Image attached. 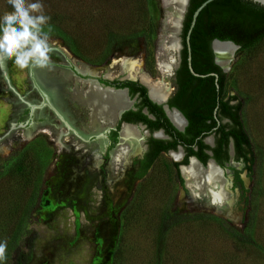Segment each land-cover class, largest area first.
I'll return each mask as SVG.
<instances>
[{"label":"rangeland","instance_id":"374dc122","mask_svg":"<svg viewBox=\"0 0 264 264\" xmlns=\"http://www.w3.org/2000/svg\"><path fill=\"white\" fill-rule=\"evenodd\" d=\"M162 1L42 0L51 17L49 61L73 54L97 65L109 59L122 70L130 60L160 76L159 55L173 50L165 48ZM6 11L0 0V14ZM233 58L224 94L242 102L255 162L252 180L245 178L247 201L229 206L224 218L188 201L167 156L139 182L126 166L99 168L71 137L46 131L31 69L0 65L6 264H264V36Z\"/></svg>","mask_w":264,"mask_h":264},{"label":"flooded vegetation","instance_id":"af4514ba","mask_svg":"<svg viewBox=\"0 0 264 264\" xmlns=\"http://www.w3.org/2000/svg\"><path fill=\"white\" fill-rule=\"evenodd\" d=\"M182 33L183 30L180 34L183 47L179 49L180 51L170 52V57L174 58L170 73H163L157 65L160 71L158 76L157 73L147 71L144 63L143 65L140 63L141 73L168 88L160 99L152 96L148 84L139 77L141 73L129 76L128 70L123 69L122 64L120 70V63L113 67L109 59L97 65L69 54L63 60L49 61L45 68L54 70L55 73L65 72L71 79L70 89L76 86L82 92H86L94 88L101 95L110 111L106 119H100L99 123L103 124V127L99 129L92 128L90 109L86 103L75 98H69L63 104L59 103L58 98L50 100L37 81L35 70L39 67L31 68L32 77L41 89L44 101L41 104V107H44L41 118L47 132L61 134L60 139L63 137V140L71 137L78 149L82 148L91 154L92 161L98 160L99 168L103 166L106 170L113 171L116 168L123 170L126 166L132 170V177L138 182L148 176L160 157L167 156L174 172V179L190 202L204 205L201 202H204L205 196H195L191 192L183 169L194 163L200 171L206 172L209 166L213 165L217 168L231 198L229 206L234 208L236 204L240 205L248 199L249 181L247 183L245 178L252 180V167L255 162L253 148L249 149L244 143L243 154L238 145L236 134L241 130L239 123H244L241 117L242 110H237L241 100L235 93L227 96L224 94L228 71H224L221 63L216 60L212 50L213 39L209 44V50L207 47L208 51L199 55L196 65L207 70L215 69L217 66L220 70L201 73L195 70L191 60V65L198 74L195 75L190 70L188 57L189 71L182 70V66L185 67ZM240 49L239 47L238 50ZM210 50L212 56L209 55ZM208 76H213V79H207ZM224 77L225 87L221 92L220 86ZM112 95L117 98L115 106H112ZM225 101L231 106L228 111L223 108L222 102ZM172 115H175L177 120L173 119ZM50 118L54 119V122L50 121ZM124 128L135 130L138 151L118 157L114 152L122 142ZM226 208L228 211L227 206L222 208L223 213L226 212ZM214 211L219 217L227 216L215 208Z\"/></svg>","mask_w":264,"mask_h":264},{"label":"bare ground","instance_id":"6f19581e","mask_svg":"<svg viewBox=\"0 0 264 264\" xmlns=\"http://www.w3.org/2000/svg\"><path fill=\"white\" fill-rule=\"evenodd\" d=\"M163 3L166 6L173 7L170 11H168L170 28L167 37H165L168 38V44L164 46L167 49L169 46L173 50H179L180 42L178 38V31L181 22V12H178L181 9L183 0H163ZM214 48L217 53L219 63H221L224 68H227L230 65V60H232L235 53L234 48L228 43L219 42L214 44ZM173 50L168 51L171 52ZM161 53L162 54L159 55V67L163 73H170L171 66L174 63V58L170 57L169 53L166 55V52L164 51ZM228 57L229 62L227 60ZM122 66L123 69L128 70L129 76H135L141 73L139 62L124 60ZM35 71L37 81L44 89L50 100L58 98L59 103L63 104L67 99L75 98L77 101L84 102L90 109V121L92 128L99 129L103 125L99 123L100 119H106V116L109 115L110 108L105 106L103 98L96 89L91 88L86 92H82L76 86L70 89L71 79L65 72L55 73L54 70L45 67H39ZM139 77L144 83L148 84L153 97L160 99L166 94L164 92H167L166 89L168 88L165 86L163 87L161 82L152 81L144 73H141ZM116 100V96L112 95V106L117 105L114 103ZM172 117L177 120L175 115H172ZM135 134L136 132L133 128H124L122 133V142L119 145V148L114 152V155L121 157L126 156L131 152L138 151L137 138ZM183 170L184 175L187 178V185L195 196H205V198H203L205 204L210 207L217 208L220 212H223L224 209L222 208L224 206L229 208L231 198L227 193L224 187V182L220 179L219 172L215 166L210 165L206 172H202L197 168L196 164L192 163L190 167ZM225 210L227 212V208Z\"/></svg>","mask_w":264,"mask_h":264},{"label":"trees","instance_id":"16d2710c","mask_svg":"<svg viewBox=\"0 0 264 264\" xmlns=\"http://www.w3.org/2000/svg\"><path fill=\"white\" fill-rule=\"evenodd\" d=\"M205 0H190L189 8L185 17L183 27V64L182 70L189 71L187 68L188 49L186 44V33L190 27L192 16L197 7ZM264 36V6L254 3L249 0H214L208 3L200 12L196 24L191 33V47H192V62L195 70L201 73H206L208 70H220L215 66L210 69H202L196 65L200 54L209 50V44L212 39L218 38L220 40H232L240 45L241 49L248 48L259 41ZM207 50V51H208ZM210 50L209 55L212 56ZM213 79V76L206 77ZM225 80L221 81V92L225 87ZM223 108L227 111L231 108L228 101L222 102ZM242 110V102L237 107V110ZM242 117V116H241ZM241 128L240 133L236 134L238 145L243 152V144L252 148L250 136L245 129L244 123H239ZM253 161L251 158H247ZM251 168V167H249ZM192 217H196L195 214ZM174 222L166 219L164 223Z\"/></svg>","mask_w":264,"mask_h":264},{"label":"clouds","instance_id":"9594fccd","mask_svg":"<svg viewBox=\"0 0 264 264\" xmlns=\"http://www.w3.org/2000/svg\"><path fill=\"white\" fill-rule=\"evenodd\" d=\"M0 14V65L11 60L19 69L45 67L51 51L50 16L42 0H7ZM7 241L0 239V264H6Z\"/></svg>","mask_w":264,"mask_h":264},{"label":"water","instance_id":"95a60500","mask_svg":"<svg viewBox=\"0 0 264 264\" xmlns=\"http://www.w3.org/2000/svg\"><path fill=\"white\" fill-rule=\"evenodd\" d=\"M214 0H205L203 1L198 7L197 9L194 11L193 13V16H192V20H191V24H190V27L186 33V37H185V40H186V44H187V48H188V62H189V67H190V70L192 71V73H194L195 75H198L192 65H191V60H192V50H191V33H192V30L196 24V21H197V18L200 14V12L203 10V8L210 2H212ZM249 1H252L254 3H257L259 5H262L264 6V0H249ZM162 4H163V1H162ZM189 4H190V0H183V3L181 4V9L179 10L178 13L181 12V22H180V27H179V33H178V38L180 40V50L181 48L183 47V44L181 42V37H180V34L183 30V21H184V18H185V15L188 11V8H189ZM163 8H164V17H163V25H162V28H163V31H164V34L167 35L168 31L166 30V28H169V21H168V17H169V14H168V11H170L173 7H169V6H166L163 4ZM216 42H219V43H228L230 46H232L234 48L235 51L238 50V48L240 47V45H238L237 43H235L234 41L232 40H220L218 38H214L212 40V50H213V53L216 57V60L218 61V57H217V53L215 51V48H214V44ZM179 50V51H180ZM179 51H178V55H179ZM228 62H229V57L227 58ZM219 62V61H218ZM223 67V66H222ZM224 71H228L229 70V66L227 68H224ZM216 211H219L216 209ZM224 214V213H223Z\"/></svg>","mask_w":264,"mask_h":264}]
</instances>
